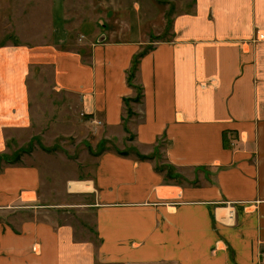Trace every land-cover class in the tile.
I'll return each instance as SVG.
<instances>
[{
    "label": "crops",
    "instance_id": "obj_1",
    "mask_svg": "<svg viewBox=\"0 0 264 264\" xmlns=\"http://www.w3.org/2000/svg\"><path fill=\"white\" fill-rule=\"evenodd\" d=\"M101 35L83 52L0 46V159L32 128L34 65L49 63L56 91L108 132L128 135L125 100L140 91L126 122L137 156L103 147L91 176L68 181L70 195L89 198L101 245L78 241L52 203L36 205L41 219L9 214L48 197L42 162L27 163L41 161L34 151L0 168V264H264V0H194L145 51L143 40Z\"/></svg>",
    "mask_w": 264,
    "mask_h": 264
},
{
    "label": "rangeland",
    "instance_id": "obj_2",
    "mask_svg": "<svg viewBox=\"0 0 264 264\" xmlns=\"http://www.w3.org/2000/svg\"><path fill=\"white\" fill-rule=\"evenodd\" d=\"M135 1L140 4L142 0H0V46L24 44L32 50L56 46L59 50L83 52L91 49L90 41L97 42L105 32L111 40H143L140 51H145L156 40L170 38L176 13L192 11L194 6V0H151L152 9L146 7L135 12ZM31 73L28 88L32 128L27 130L28 134L22 130L16 133L9 152L0 159V168L7 160L19 165L26 153L39 152L41 161L35 157L27 163L42 162L45 170L40 193L41 198L48 197L41 200L37 196L31 207L27 201L20 202L9 209V214L18 217L23 211L31 218L41 219L40 207L36 205L52 203L45 207L52 211L49 214L56 215L63 224L72 225L78 241L88 239L98 248L101 239L95 216L91 208H86L89 198L70 195L68 181L72 176L78 179L91 176L95 168L92 153L100 149H134L130 147L134 135L126 122L132 115L131 102L139 98L140 91L126 103L123 127L128 135H125L123 128L108 132L103 124L89 120L74 98L56 91L54 71L49 63L32 66ZM130 153L136 155L132 150ZM151 153L156 165L167 172L163 146H157ZM97 264L104 263L98 260Z\"/></svg>",
    "mask_w": 264,
    "mask_h": 264
},
{
    "label": "trees",
    "instance_id": "obj_3",
    "mask_svg": "<svg viewBox=\"0 0 264 264\" xmlns=\"http://www.w3.org/2000/svg\"><path fill=\"white\" fill-rule=\"evenodd\" d=\"M137 63H138V61L136 60V61H134V64H133V67H132V70L130 71V75H129V78H130V80L132 79V77H133V71H135L136 70V68H137ZM140 98H135V100H139ZM128 100L129 99H127V100H125L126 101V103L128 102ZM141 158H143V157H146V156H140Z\"/></svg>",
    "mask_w": 264,
    "mask_h": 264
},
{
    "label": "built area",
    "instance_id": "obj_4",
    "mask_svg": "<svg viewBox=\"0 0 264 264\" xmlns=\"http://www.w3.org/2000/svg\"><path fill=\"white\" fill-rule=\"evenodd\" d=\"M260 38H264V35H261ZM94 123H97V124H101L100 121H97V120H93ZM35 250V248H33Z\"/></svg>",
    "mask_w": 264,
    "mask_h": 264
},
{
    "label": "bare ground",
    "instance_id": "obj_5",
    "mask_svg": "<svg viewBox=\"0 0 264 264\" xmlns=\"http://www.w3.org/2000/svg\"><path fill=\"white\" fill-rule=\"evenodd\" d=\"M78 184H80V183H78ZM77 183H71V187H72V189H75V187L78 185ZM82 184V183H81Z\"/></svg>",
    "mask_w": 264,
    "mask_h": 264
},
{
    "label": "water",
    "instance_id": "obj_6",
    "mask_svg": "<svg viewBox=\"0 0 264 264\" xmlns=\"http://www.w3.org/2000/svg\"><path fill=\"white\" fill-rule=\"evenodd\" d=\"M103 38H101L99 41H102Z\"/></svg>",
    "mask_w": 264,
    "mask_h": 264
}]
</instances>
